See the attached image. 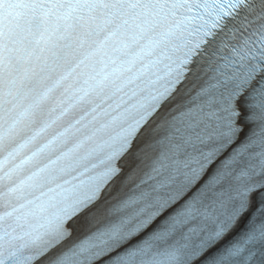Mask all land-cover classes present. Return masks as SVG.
Instances as JSON below:
<instances>
[{
  "label": "snow or ice",
  "instance_id": "1",
  "mask_svg": "<svg viewBox=\"0 0 264 264\" xmlns=\"http://www.w3.org/2000/svg\"><path fill=\"white\" fill-rule=\"evenodd\" d=\"M0 264H264V0H0Z\"/></svg>",
  "mask_w": 264,
  "mask_h": 264
}]
</instances>
